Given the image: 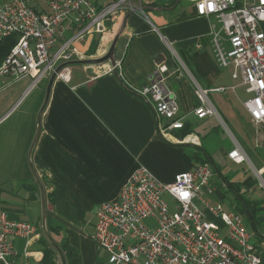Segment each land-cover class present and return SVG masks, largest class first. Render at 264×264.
I'll return each mask as SVG.
<instances>
[{
  "label": "crops",
  "instance_id": "1",
  "mask_svg": "<svg viewBox=\"0 0 264 264\" xmlns=\"http://www.w3.org/2000/svg\"><path fill=\"white\" fill-rule=\"evenodd\" d=\"M104 1L97 0V5ZM186 1L188 5H180V1L174 5L175 0H133L134 4L153 8L127 17L115 45L114 70L109 62L67 66L63 72L67 79H55L50 87L31 150L49 77L33 84L32 78L25 76L0 92V184H6V191L13 196L11 200L20 197V193L33 215L29 222L41 225L42 195L30 166L33 168L44 195L47 230L58 246L67 244L73 249L76 264L106 261L107 253L90 238L95 209L103 202L114 201L136 168L144 166L160 181L170 182L174 174L191 170L201 160L191 150L193 144L186 141L184 129L170 131L166 136L158 131L151 106L132 90L154 79L157 62L165 60L169 68H174V54L202 88L223 86L224 68L215 61L208 34L210 23L215 20L212 16H197L193 2ZM126 12L122 8L117 13L113 23L117 30ZM113 25L107 23L106 34H85L72 46L82 59L102 56L117 31H113ZM62 31L53 50L75 35L79 27L73 23ZM167 84L175 93L182 120L191 129L187 116H194L192 108L196 103L191 83L184 76L177 79L170 75ZM236 86L242 85L238 82ZM236 101V111L229 113L228 121L235 124V131H230L224 122L232 137L220 127H211L204 135L191 133L198 137V146L208 152L220 173L245 190L244 195L256 206V221L263 224L264 189L258 185L254 170L262 172L264 179V133L251 121L242 100ZM234 141L252 168L247 162L235 163L227 157ZM214 153L220 155L224 164L218 163ZM212 179L215 198L224 201L227 193L232 194L227 211L234 210L239 204L236 196L218 175ZM211 200L215 202L214 198ZM194 202L207 219L221 224L202 202ZM16 203L9 208L0 206V210L5 208L10 219L27 221L19 218L22 210ZM259 231L264 234V228ZM40 234L29 250L37 245L32 251L43 253L47 242ZM14 241L17 245L24 240ZM57 258L56 253L53 261Z\"/></svg>",
  "mask_w": 264,
  "mask_h": 264
},
{
  "label": "built area",
  "instance_id": "2",
  "mask_svg": "<svg viewBox=\"0 0 264 264\" xmlns=\"http://www.w3.org/2000/svg\"><path fill=\"white\" fill-rule=\"evenodd\" d=\"M191 1L197 16L214 18L208 34L215 61L220 68H230L231 79H239L249 95L242 105L264 133V0ZM139 6L131 0H105L99 5L97 0H0V41L10 34L18 36L0 62V92L25 76H30L35 84L48 78L59 64L80 59L73 41L89 33L106 34L107 23L113 25L122 8L131 11ZM73 23L79 31L53 50L62 30L71 28ZM174 55L177 60L174 68L161 60L155 65L153 80L132 88L149 103L157 129L164 136L173 130L180 131L185 123L175 93L167 84L170 75L177 79L184 76L191 83L196 98L192 113L198 119H220L209 94L225 90L223 86L202 88L187 65ZM64 71L67 66L58 70L55 79L66 80ZM185 138L199 145L195 134L189 133ZM227 157L235 163L247 162L252 168L235 141ZM254 172L258 185L264 189L262 172ZM212 176L206 162L174 174L170 182L160 181L144 166L136 168L118 197L95 209L90 238L107 253L104 264H262L264 240L255 241V232L247 227L239 212L223 211L219 204L209 200L215 192ZM185 192L187 197L182 195ZM164 193L171 198L174 210L164 200ZM195 199L219 218L224 228L207 219ZM40 233L41 225L10 219L1 209L0 264H45L41 251L29 250ZM18 238L24 240L21 253L14 241ZM59 263L57 258L49 264Z\"/></svg>",
  "mask_w": 264,
  "mask_h": 264
},
{
  "label": "rangeland",
  "instance_id": "3",
  "mask_svg": "<svg viewBox=\"0 0 264 264\" xmlns=\"http://www.w3.org/2000/svg\"><path fill=\"white\" fill-rule=\"evenodd\" d=\"M131 1L133 2V0H131ZM179 4L180 5L181 4L188 5L189 3L186 0H180ZM109 45H110V43L108 44V47H109ZM173 54H174V52H173ZM222 70H223V72H222L221 76L223 78V81L221 82V84L226 87L225 90L221 91V92H211L209 95L210 99L212 100V102H213V104H214V106H215V108H216V110L220 116V119L222 120V122L217 117H207L204 119H196V118H194L193 115H188L187 120L190 121L192 124L191 129H192L193 133L195 132L196 134L204 135L205 132L208 131V129L211 127H220L222 129H224L225 132L227 133L226 125L228 126L229 130L232 132L235 131V129H236L234 126L235 124L228 122L230 120L229 113L232 112L233 110L236 111L234 108V105L237 102L236 99L243 101L249 95L244 92L243 86H238V87L236 86L237 83L239 82V79H231L230 78V68H224ZM231 86H236L235 90H231L230 89ZM21 101L22 100H20L18 102L17 106H19ZM17 106H16V108H17ZM224 122L226 123V125L224 124ZM227 134L232 137V135L229 132ZM214 155H215L214 157L218 161V163L224 164L220 155H218L216 153H214ZM229 175H231V174H229ZM212 186H215L213 183V179H212ZM0 189H1L0 190V206H3L5 208L6 207L9 208L11 203L18 201V203L14 204V205L17 208H20L22 210V213H21L22 215L20 214L19 218L23 219V220H27V221H29V220H31V218H33V215L30 214V208L26 203L27 201L21 200V194L20 193H19L20 197H18V198L15 197L14 199H16V200H11L13 196H11L9 194L10 191H8V192L6 191V184H0ZM7 190H9L8 186H7ZM242 190L245 191L244 189H242ZM225 197H226V199L224 201H223V199L217 200L215 198V192H214L213 195L210 196L209 200L212 201L211 199L214 198L215 199L214 204H219L223 211H227L228 209H230L229 202L233 200V196H232V194L227 193ZM163 198L169 204L170 210H174V208L172 207L173 202H172L171 198L169 197V195L164 193ZM198 205L201 206L199 203H198ZM4 209H3V211L6 210V209L5 210ZM39 209L41 210V205H39ZM145 223L149 224V221L146 220ZM220 226H221V224H220ZM46 227H47V223H46ZM221 227L224 228L223 226H221ZM41 232H42V229H41ZM42 234H43V232H42ZM44 239H45V237H44ZM46 242H48V241L46 240ZM23 246H24V241H19L17 243V250L19 251V253L22 252ZM33 248L36 249L37 245H34L32 247V250H33ZM263 253H264V250H263Z\"/></svg>",
  "mask_w": 264,
  "mask_h": 264
},
{
  "label": "trees",
  "instance_id": "4",
  "mask_svg": "<svg viewBox=\"0 0 264 264\" xmlns=\"http://www.w3.org/2000/svg\"><path fill=\"white\" fill-rule=\"evenodd\" d=\"M17 38H18L17 35L10 34L9 36L4 37L0 41V62L5 57V55L8 53V51L13 46V44L16 43ZM183 129L185 130V133L183 135H187L191 133L192 131L191 129H189V125L186 122L184 123ZM190 146L194 154L201 157V160L199 162L208 163L212 169L213 175L215 174L218 175L220 179L225 183L228 191L232 192L236 196V199L239 204L238 206H236V208H234V210L239 212L244 217L245 224L247 225V227L251 228V230L255 232V236L258 239L257 241H260L262 239L264 240V234H262L259 231V228L261 229L264 228V223L260 224L255 219L256 206L254 205V202L247 199V197L244 195V191L238 184L228 181V179H226V177L220 173L219 167L214 163V160L212 159V157L208 154V152L203 147L194 146V145H190ZM47 246L44 248V251H43L44 253L43 262L45 264L47 263L49 264L53 262V258L56 255L55 250L48 244V242H47ZM59 248L61 252L63 253L66 264H76L75 263L76 257H75V253L73 252V249L67 246V244H63L59 246ZM262 264H264V253L262 255Z\"/></svg>",
  "mask_w": 264,
  "mask_h": 264
},
{
  "label": "water",
  "instance_id": "5",
  "mask_svg": "<svg viewBox=\"0 0 264 264\" xmlns=\"http://www.w3.org/2000/svg\"><path fill=\"white\" fill-rule=\"evenodd\" d=\"M180 0H175L174 2V5H176ZM173 5V6H174ZM171 6V7H173ZM147 8H153V7H150V6H139L137 8H135L134 10H131V11H128L126 12V14L123 16L122 20H121V23L118 27V30L116 31L115 35L113 36L111 42H110V45L108 47V50L106 51L105 54H103L102 56L100 57H95V58H80V59H74V60H70V61H67V62H63L61 64H59L54 70L53 72L50 74L49 78H48V82H47V85H46V91H45V97L43 98V103L38 111V114H37V130H36V134L32 140V144H31V148L30 150L32 149L35 141H36V138H37V135L39 133V119H40V115H41V112L43 111V108L47 102V99H48V95H49V91H50V87L52 85V83L54 82L55 80V74L58 72V70H61L62 68L66 67V66H70V65H98V64H103L105 62H109L114 70V66H115V60H114V50H115V45H116V42L119 38V36L122 34L123 30H124V26L126 24V19L127 17L132 14V13H139L140 11L144 12L145 9ZM165 7H160L159 9H164ZM30 170H31V173L33 175V177L35 178L38 186H39V190H40V195L41 196V229H42V232H43V236L45 237V239L48 241V243L50 244V246L55 250V252L57 253V256L59 258V261H60V264H66L65 263V259H64V256H63V253L61 252L59 246L56 244V242L52 239V237L50 236L48 230H47V227H46V219H45V216H46V209H45V203H44V198H43V191H42V188H41V185L37 179V176L33 170V168L30 166Z\"/></svg>",
  "mask_w": 264,
  "mask_h": 264
},
{
  "label": "snow or ice",
  "instance_id": "6",
  "mask_svg": "<svg viewBox=\"0 0 264 264\" xmlns=\"http://www.w3.org/2000/svg\"><path fill=\"white\" fill-rule=\"evenodd\" d=\"M199 7H200V11L203 12V11H204V5L201 4ZM209 7H211V5H209ZM182 195H183L184 197H187V196H188V193L185 192V193H182Z\"/></svg>",
  "mask_w": 264,
  "mask_h": 264
},
{
  "label": "bare ground",
  "instance_id": "7",
  "mask_svg": "<svg viewBox=\"0 0 264 264\" xmlns=\"http://www.w3.org/2000/svg\"><path fill=\"white\" fill-rule=\"evenodd\" d=\"M112 27H113V28H112L113 31H116V30H117V24L113 25Z\"/></svg>",
  "mask_w": 264,
  "mask_h": 264
}]
</instances>
